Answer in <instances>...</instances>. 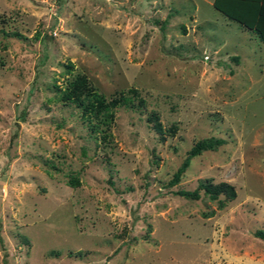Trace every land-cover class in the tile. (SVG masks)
<instances>
[{
    "label": "rangeland",
    "instance_id": "374dc122",
    "mask_svg": "<svg viewBox=\"0 0 264 264\" xmlns=\"http://www.w3.org/2000/svg\"><path fill=\"white\" fill-rule=\"evenodd\" d=\"M211 1L0 0V264H264V42ZM76 73L143 104L101 138Z\"/></svg>",
    "mask_w": 264,
    "mask_h": 264
},
{
    "label": "trees",
    "instance_id": "16d2710c",
    "mask_svg": "<svg viewBox=\"0 0 264 264\" xmlns=\"http://www.w3.org/2000/svg\"><path fill=\"white\" fill-rule=\"evenodd\" d=\"M211 4L226 18L250 29L260 41L264 42V0H212ZM57 97L62 101L72 102L78 106L80 116L89 131L92 133L99 132L101 138L107 136L108 126L113 121L116 107L133 105V97H136V104H143V98L139 96L137 90L133 87L128 90H117L106 96L93 88L83 74L77 73L67 79L65 85L58 89ZM146 119L151 121L153 129L161 132V124L156 113H150L146 116ZM222 142V138L211 135L196 139L187 150L183 160L173 171L169 183H174L179 179L192 156L202 150L215 149ZM76 182V178L69 177V184H75ZM197 187H201L212 197H215L218 193L224 194L227 198H232L235 195L233 186L225 181L214 184L202 179L198 181ZM196 192V189L191 191L178 189L176 191L180 195L189 197L196 196ZM258 233L264 238L263 232L258 231Z\"/></svg>",
    "mask_w": 264,
    "mask_h": 264
}]
</instances>
